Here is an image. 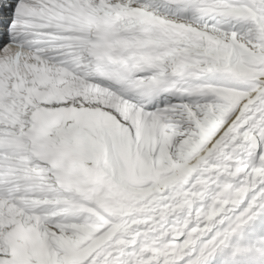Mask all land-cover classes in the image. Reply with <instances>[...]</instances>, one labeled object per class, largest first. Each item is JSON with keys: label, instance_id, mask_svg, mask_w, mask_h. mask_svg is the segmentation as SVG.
Listing matches in <instances>:
<instances>
[{"label": "snow or ice", "instance_id": "obj_1", "mask_svg": "<svg viewBox=\"0 0 264 264\" xmlns=\"http://www.w3.org/2000/svg\"><path fill=\"white\" fill-rule=\"evenodd\" d=\"M166 2L247 26L246 37L166 19L140 0L0 4L4 23L12 9L9 43L0 48V90L15 112L13 122L0 109V203L5 214L15 209L17 219L35 228L46 251V257L29 252L26 264H208L229 247L232 264L264 259L262 235H255L259 248L231 245L264 217V0ZM39 71L64 76L74 90L27 102L17 86L45 91ZM101 79L121 87L101 86ZM159 92L206 102L149 113L124 98L136 93L150 102ZM85 111L111 118L129 152L149 169L176 166L185 175L169 171L135 184L122 178L110 139L98 162L90 146L77 143L85 130L75 114ZM65 154L81 178L99 171L114 191L133 193L126 210L112 211L111 202L101 204L69 183ZM16 227L0 226V264H18Z\"/></svg>", "mask_w": 264, "mask_h": 264}, {"label": "bare ground", "instance_id": "obj_2", "mask_svg": "<svg viewBox=\"0 0 264 264\" xmlns=\"http://www.w3.org/2000/svg\"><path fill=\"white\" fill-rule=\"evenodd\" d=\"M182 6L183 7H181L180 10L171 8L167 14L165 15L158 14V15L166 19H169V20H174L176 22L191 24L193 27H197V28L207 25L209 28L213 26L219 27L226 32H230V31H239V33L243 32V29H242L243 27L241 25H234L236 23H232V22H224L222 18L220 17H211V16L200 17L199 15L195 14L190 7H187L185 4H182ZM185 8H187V10H184ZM240 36L246 37V31L243 32ZM189 83H193V82L189 81ZM195 83H201V80L195 81ZM215 86H219V85H215ZM180 87L186 88L187 85L181 84ZM186 97H188V95ZM189 97H193V96H189ZM169 100H170V97L168 96H165L163 98L164 102L169 101ZM163 109L165 108H161L160 110H163ZM80 127L85 130V136L83 139L77 140L78 144L83 143V144L90 146L98 162L103 157L106 143L110 139L113 143V146L117 150V154H118L119 162H120L119 173L121 177L128 180L130 183H133V184L139 183V181L135 179V175L138 178L140 176L139 170H144V169L147 170L148 168L145 165L144 160H143V163L138 160L139 157L143 158L139 153L135 154L138 157V159L136 158L137 160L133 158V154L129 152L128 146L125 143L124 138L122 137L121 133L118 131L117 126H115L114 121L99 122L94 125L90 123L89 124L86 123V124H81ZM99 153L100 154L102 153V155L100 156ZM69 156L73 160L72 156L71 155ZM67 161H69V163L65 162V167L68 173L69 183H71L74 187H76L80 191L90 192V194L95 198V200L101 204L106 203V202H111L112 211L126 210L128 202L133 199V196H134L133 193L126 192V191H120V192L114 191V187L112 185L110 178H107L105 181H102L101 183L94 182L90 176V173L85 174V178H81L79 175H76L73 172V168L75 166L74 160L70 161L69 159H67ZM209 165L216 166L215 161L210 160ZM169 171H173L175 173L176 178H179L185 175L186 173V169L182 167L175 166V167L165 168L162 166L158 171L150 172L149 179H153L154 181L158 180L161 175L167 174ZM195 175L196 174H194V176ZM94 185H99V188L96 190H92V186ZM89 187L90 189H88ZM17 216H18V213L13 215V217L16 219H17ZM19 221L21 222V220ZM25 227L27 228V231H32V228H33L32 226L25 225ZM34 231H35V234H37L36 230ZM255 235L264 236V217H261L259 221L253 226V228L249 229L248 232L242 236L241 240L239 239V237L236 239H233L231 241V245L236 246V245H245V244L250 245L251 244L255 248H259L261 245L257 241ZM36 237H38V235H36ZM34 238L32 235L31 237H27L23 241L22 243L23 249H22V255H21L22 260L20 259V261H18V264H26V257L29 252H31L33 255H36L38 257H46L45 243H43L42 240H40L37 244L34 245L33 242L36 241ZM69 243L70 244L65 243L63 245H65V247H68V248H74V243L72 241H69ZM231 250L232 248L229 247L225 251L223 256L218 255L214 257L213 259L208 261V264H219L222 258L225 257L227 254H229ZM69 264H74V259H70Z\"/></svg>", "mask_w": 264, "mask_h": 264}, {"label": "rangeland", "instance_id": "obj_3", "mask_svg": "<svg viewBox=\"0 0 264 264\" xmlns=\"http://www.w3.org/2000/svg\"><path fill=\"white\" fill-rule=\"evenodd\" d=\"M232 23H235V22H232ZM234 25H239V24H234ZM243 28V32H245V31H247V26H242ZM242 32V33H243ZM242 33H240V35L242 34ZM201 83H203V81L201 80ZM188 86V85H187ZM215 86V85H214ZM194 102H199V103H205L206 102V99L205 98H201V97H198V96H193V97H190L189 99L187 98L184 102H177L176 104L177 105H181V104H188V103H194ZM171 104V103H170ZM169 105L167 104V107H168ZM100 154V153H99ZM102 154H100V156H101ZM135 156V157H134ZM133 158H135V160H137L138 159V157L136 156V155H133ZM137 158V159H136ZM139 161H141L142 163H143V158H140L139 157V159H138ZM133 161H134V159H133ZM138 161V162H139ZM169 163H171V162H169ZM173 167H175V166H173ZM148 168V167H147ZM148 170V171H147ZM144 169V170H139V177L137 178V176L135 175V179L136 180H138L139 182H143V181H145V180H147V179H149L150 178V172H152V171H155V170H151V169ZM165 175V174H164ZM146 178V179H145ZM25 223H26V221H25ZM37 235H38V237H36V235H35V240L37 241H35V242H33L34 243V245L35 244H37L40 240H42V242L43 243H45L44 242V240L41 238V237H39V234L37 233ZM37 238H39V239H37ZM60 243H62L61 245L62 246H65V245H63V244H65V243H68V244H70L69 243V241L68 240H61L60 241Z\"/></svg>", "mask_w": 264, "mask_h": 264}]
</instances>
